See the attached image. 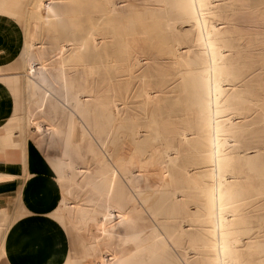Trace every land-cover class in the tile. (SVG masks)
I'll list each match as a JSON object with an SVG mask.
<instances>
[{"label": "bare ground", "instance_id": "6f19581e", "mask_svg": "<svg viewBox=\"0 0 264 264\" xmlns=\"http://www.w3.org/2000/svg\"><path fill=\"white\" fill-rule=\"evenodd\" d=\"M10 1L0 0V14L12 15ZM35 8L36 32L24 49V73H19L30 91L23 132L59 187L54 218L77 247L66 262L264 264V172L257 177L244 157L264 147L260 7L252 0H38ZM64 16L85 20L86 33L64 31ZM118 25L121 39L116 38ZM157 31L170 38L172 53L157 34L145 37ZM104 39L109 41L107 53L100 49ZM116 46L125 49L130 68L139 73L146 116L151 105L159 114L161 94L170 78L189 66L190 57L201 67L206 113L191 110L180 120L160 124L164 147L154 156L164 165L165 180L155 182L140 172L153 163H123L109 149L118 129L114 124L130 114V90L108 72ZM242 92L246 105L234 97ZM141 134L140 128L134 132L137 140ZM0 140L4 150L13 145L11 136L3 134ZM197 174L210 178L213 241L181 221L191 204L206 202L193 189ZM157 189L168 190L175 220H166L167 209L157 217L144 203L142 194ZM250 227L256 236L261 233L255 239L260 241L251 240ZM127 238L151 242L147 257L127 253ZM158 241L162 255L168 251L172 256L166 263L164 256L157 257Z\"/></svg>", "mask_w": 264, "mask_h": 264}, {"label": "rangeland", "instance_id": "374dc122", "mask_svg": "<svg viewBox=\"0 0 264 264\" xmlns=\"http://www.w3.org/2000/svg\"><path fill=\"white\" fill-rule=\"evenodd\" d=\"M37 1L38 0H11L10 1L9 8L12 14L11 17L14 18V20L18 22L19 25L22 27L23 32H24V38H25V42H24L25 44H24V47L22 48V55L17 64V67H19L17 71L18 73H24V69L21 68L23 64L22 60H23L24 49L27 46L30 37L36 32V29H34L35 28L34 23H35V17H36L35 6H36ZM252 2L255 4V6L260 7L261 12L264 13V0H252ZM62 19H63V23L64 21L65 23L62 24L61 28L64 31L65 29H67L66 31L68 32V34L78 35L80 33H86L88 26L85 20L81 18L71 19L66 16L62 17ZM116 28H117L116 38L121 39L122 32H123L121 29V25L116 26ZM61 32L63 34V31ZM147 33L148 34L145 36L147 39H150L149 35L157 34V38L159 36V31L147 32ZM162 34H160L159 36V42L162 44L164 48H166L170 53H172L173 49H171L170 38ZM108 42L109 41H106L105 39L102 41V46L100 49L103 53H107L110 51V48L104 46ZM120 47L116 46L114 49H112V51H114L115 53L117 52V54L115 56L116 58L114 59V65L113 66L109 65L108 72L110 73L112 78L117 79V81L119 80V81L124 82L127 88L130 90L129 91L130 114L124 116V119L122 120V122H120V124H114V126L117 127L118 129L116 130V133H114L115 134L114 137L110 140L109 149L111 147V150L113 151L115 157L119 158L121 161L123 160V163H128L132 159L136 161L139 165L144 164V163H153L151 166H149L148 171H144L140 169L141 170L140 172L155 182H158L161 179L165 180L166 172L164 170V165L158 164L157 161H155L156 156H154L156 149L158 152L160 149L164 147L162 128L160 124L161 122H165L168 120H173V121L180 120L182 118V115L185 112H189L191 110H196L199 113V115H203L206 113L207 106H206V99H205V94H204L205 82H204V78L201 72V67L196 61H194L192 57H190L189 66L186 68H183L180 72H177L175 76H173L174 78L173 77L170 78V82L168 84L167 90H165L164 93L161 94L162 102H160L159 104V108H160L159 114H157V116L154 114L155 109H154V106L151 105L150 106L151 112L149 111L148 115L146 116L144 100L142 98L141 90L138 88L139 73L137 74L136 70H133L132 68H130V62L128 61L129 59L126 55L125 49L123 47L121 48ZM183 51H187L188 53H190V50L187 49L186 46L183 47ZM93 61H94L93 63H96L95 58H93ZM124 66H127V67H124ZM115 69H118L117 73H115ZM21 78L23 79V77ZM23 82H24V89L26 93L25 105L27 108L28 105H27L26 98L28 95H30V91L29 89L26 88L24 79H23ZM133 84H134V87L131 88ZM170 87L172 91L169 89ZM234 97L235 99H237V101H241L239 103L243 105H246L249 103L245 99L246 95L244 93L235 94ZM15 114L16 115L19 114L20 119L26 118V121H27V110H25V107L23 105L21 106V109L19 107L17 108V111ZM109 126H112V124H110ZM138 128L141 129L142 134L139 136L137 140L135 138L137 136L134 135V132ZM21 130L23 131V129H19L18 133L22 136L23 132ZM27 133H29L30 134L29 137H31L32 135L31 131ZM153 144L157 145V147L151 148ZM26 146L27 148L28 146L31 148L32 143H30L29 141L27 143L25 142L23 143V140L20 139L18 147L19 149H22V152L24 154L23 164L26 163ZM262 148L252 149V150L247 151L244 154L246 164L249 166L251 170L255 172L256 176L259 178L263 177V172H264V147ZM45 163H47L46 160H45ZM196 179L197 181L199 180L200 181L197 182ZM208 183L210 185V178L207 175L197 174L195 176L194 186L196 187L192 185L194 187L193 189L196 190L198 188L200 193H202V195L205 196L206 202L204 203V205L191 204L188 207L190 209L188 210L187 218L183 217L181 221H184L185 226L191 225L193 226L194 229L196 230L198 229L199 231H202L203 233H205L206 237L210 241H213L214 237L212 235V231H209L211 230V221L209 220L210 197H209ZM142 198L147 208L151 212H154L157 215V217H163L161 213L166 211V210L163 211L164 209H167L168 214L164 216L166 220H170V221L175 220L169 208L171 204V199L169 197L167 189H157V190H151L148 192H144L142 194ZM160 207H161V211H159ZM198 209H199V213H198ZM197 215H200V216H197ZM52 216L54 218V213ZM66 232L69 238L70 256L71 255L73 256L74 253L76 252L77 247L73 246L72 241L70 240L71 234L68 231ZM253 232L254 230L252 229V227H250L249 235H251V238H252L251 240L260 241V239L259 240H255V239L257 238V236L258 238L261 237L262 236L261 233L257 234L256 236V234H253ZM126 240L128 243L127 244L125 243V246L123 247V249H126L129 247L128 248L129 250L128 249L125 250L127 253L134 254L137 257L139 256V258L141 259H143V257L144 258L147 257L148 252L152 247L151 242L148 241L146 243H141L139 239L130 241L128 240V238ZM69 244H68V247H69ZM156 250H157V257H160L163 253L162 252L163 247L160 241L157 242ZM162 256H164L163 259L165 260V263L170 261L169 256L171 255L168 251H166L165 254ZM65 263L70 264L69 261ZM149 263L150 262H146L145 264H149ZM151 264H154L153 260L151 261Z\"/></svg>", "mask_w": 264, "mask_h": 264}, {"label": "crops", "instance_id": "0c3cea01", "mask_svg": "<svg viewBox=\"0 0 264 264\" xmlns=\"http://www.w3.org/2000/svg\"><path fill=\"white\" fill-rule=\"evenodd\" d=\"M0 40V139L5 134L13 140L6 150L0 140V264H65L70 244L52 216L60 199L54 174L31 141L24 164L18 147L20 139L27 143L24 132L18 133L26 118L15 114L22 105L26 110L24 82L16 70L25 38L11 16L0 14Z\"/></svg>", "mask_w": 264, "mask_h": 264}]
</instances>
